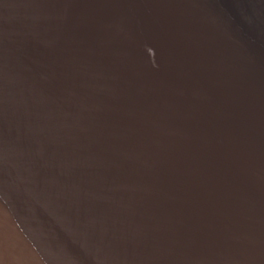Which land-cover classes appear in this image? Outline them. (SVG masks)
<instances>
[{"label": "water", "instance_id": "obj_1", "mask_svg": "<svg viewBox=\"0 0 264 264\" xmlns=\"http://www.w3.org/2000/svg\"><path fill=\"white\" fill-rule=\"evenodd\" d=\"M0 264H264V0H0Z\"/></svg>", "mask_w": 264, "mask_h": 264}]
</instances>
